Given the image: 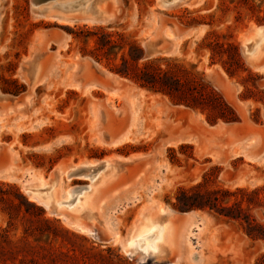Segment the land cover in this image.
Instances as JSON below:
<instances>
[{"label": "rangeland", "instance_id": "1", "mask_svg": "<svg viewBox=\"0 0 264 264\" xmlns=\"http://www.w3.org/2000/svg\"><path fill=\"white\" fill-rule=\"evenodd\" d=\"M33 1L0 0V193H9L20 206L5 187L15 185L33 204L21 205L12 226L0 205V230H8L13 239L26 236L31 244L25 251L23 244L0 249V264H49L48 256L61 262L55 264H83L85 258L95 264H125L115 256L109 263L92 255L108 249L129 264H264V241L249 238L238 222L209 210L180 212L172 206L178 188L201 182L213 169L207 187L246 189L248 194H237L230 203L242 196L260 199L249 206L245 200L242 207L264 224V106L241 99V79L247 73L230 77L220 63L212 64L204 40L214 30L221 34L218 40L236 42L246 68L260 76L256 88L264 90V46L256 55L258 68L244 53L246 38L264 26L257 21L264 0H252L253 11L235 4L240 0H223L229 6L224 14L218 10L220 0H181L169 8L158 6L157 0H102L100 5L113 8L115 17L98 24L39 15ZM79 1L74 8L83 4ZM83 26L124 33L144 51L167 29L189 30L172 41L170 55L157 57H173L199 74L234 107L240 122L211 125L200 111L175 106L114 74L110 69L120 62L121 52L111 59L82 55L83 47L93 49L94 37L83 45L71 32ZM31 62L43 78L34 86L28 82ZM93 82L97 85L86 88ZM101 161L116 165V175L95 185L92 178L102 171ZM82 163L99 166L68 179V167ZM32 184H50L45 193L53 190L57 200L64 196L68 203L62 205L68 210L58 211L60 217L51 214L25 191ZM87 185L96 189L88 205L77 211L71 201L85 189L64 194ZM40 212L50 224L37 222ZM166 220L168 239L164 252L157 254L152 234ZM82 222L91 231L78 230ZM148 223L153 224L142 232ZM138 242L148 244L147 252Z\"/></svg>", "mask_w": 264, "mask_h": 264}, {"label": "trees", "instance_id": "2", "mask_svg": "<svg viewBox=\"0 0 264 264\" xmlns=\"http://www.w3.org/2000/svg\"><path fill=\"white\" fill-rule=\"evenodd\" d=\"M235 4H243L252 11L256 8L252 0H240L235 2ZM261 7L262 3L257 6L260 9ZM218 10L224 14L229 10V6L223 0H220ZM259 12H262L263 15L257 16V21L264 22V8ZM208 17H213V14H209ZM239 18L240 13L238 12V16L235 19L238 20ZM192 21L196 22V19ZM188 24L190 25V23ZM71 34L74 40L80 41L83 45H86L89 39L94 37L93 49L88 50L83 47L81 49L82 55H90L95 59H100L101 57L111 59L121 52L120 62L113 64L110 69L111 72L133 82L142 89L168 98L175 106L200 111L205 115L209 124L216 125L219 122L235 124L240 122V117L234 107L199 74H196L181 61L173 57L145 59V51L137 40L128 38L124 33L109 32L102 26L93 28L87 26L76 27ZM220 36V33L211 30L204 38L208 42L211 63H220L230 77L247 73L241 79L244 88L240 95L241 99L253 100L264 106V90L256 88V80L260 76L246 68L240 54L239 45L232 40L220 41L218 40ZM211 37L216 39L212 40ZM125 46H127V50L123 51ZM256 113H259V108L256 109ZM212 173L213 169L205 173L202 181L193 186L178 188L174 197L175 201L172 203L173 208L180 212L194 210L212 211L220 217L238 222L249 238L264 241V224L256 221L247 211L248 207H242V202L245 200L249 206L260 203V199L252 201L242 196L239 201L235 199L230 203L231 198L237 196V194H248L247 190L238 188L232 192L222 187L208 188L207 185ZM5 187L10 194H13L19 200L20 204V206L15 204L9 193H0L1 208L9 217V226H12V222L18 217L21 205L28 207L33 204L28 201L17 186L8 184ZM253 193L258 194L257 191H253ZM26 212H28L27 209ZM38 216L37 222L51 223L50 219L45 218L43 212H40ZM19 244L24 245V251L31 247L26 236L21 239H13L9 236L8 230H0V249L16 248ZM92 255L94 258L96 257L109 263L113 262V257L115 256L119 261L129 264L119 255H114L111 249H108L107 253L97 252ZM48 258L49 264L60 262L55 258L49 256ZM83 264L95 263L85 258L83 259Z\"/></svg>", "mask_w": 264, "mask_h": 264}, {"label": "bare ground", "instance_id": "3", "mask_svg": "<svg viewBox=\"0 0 264 264\" xmlns=\"http://www.w3.org/2000/svg\"><path fill=\"white\" fill-rule=\"evenodd\" d=\"M78 1L79 0H49V1H44V2L38 3L35 0V1H33V6H34L33 8H34L35 12L39 15L54 18V19H57L60 22H64V23H74L75 21H86L88 23H97L98 24V23L109 22L112 19H114V17H115V11L113 8L105 9L104 6L100 5V2L102 0H93V1L92 0H82L83 4L77 5V7L74 8L73 5ZM179 1H181V0H161V1L157 0V4H158V6H160L162 8H169V7L178 5ZM190 2L194 3V0H190ZM165 32H168L170 34V37L168 34H165ZM189 33H190L189 30H186V31H177L176 30V32H175L172 29H167L164 31L163 38L161 37L162 39L160 38V40H166V41L172 42V41H174V39H176V40L182 39L184 35H189ZM263 35H264V26H261L258 29H253L252 33L246 38V42L244 45V53L248 57V63L253 68L259 67L257 65V62L259 61L260 56L257 57L256 55L259 54L263 50L262 47L264 46V42L263 43L259 42L260 38ZM156 41H158V40H156ZM151 42H155V40H153ZM171 51H172V47L169 49V51H166L165 53H163V52L159 53V54L155 55L153 58H155L159 55H170L172 53ZM27 71H28V75H29L30 81L28 80V82H29L30 86H34L35 83H40L43 81V78L39 77V70L33 62H31L30 66H28ZM98 83L105 86L104 82L100 81ZM96 85H97V82L96 83H94V82L89 83L86 85V88H92ZM106 86H108V85H106ZM112 140H116V139L112 138ZM116 143H118V141H116L114 144H116ZM99 164H102L103 168L100 167L102 169V171L99 172L94 178H92L93 179L92 183H94L95 185H101L105 181L113 179L114 176L116 175V170H117L116 165H106L107 162H102V161ZM97 166H99V165H87V164L82 163L80 165L75 166V168L68 167L69 169L66 172V176L68 179H72L74 176H76L75 174H72V173L76 172L77 170L84 169V171H87V170L95 169ZM55 171L58 172V169H56ZM57 172H55V174ZM53 174H54V172H53ZM85 174H87V173H85ZM53 180L57 181L58 180L57 176L55 178L51 179L50 182ZM54 184H56V183H54ZM49 187H50V184L45 185V186L32 184V185L26 186L25 191L28 193L30 198H32L33 200H36L37 202L48 207L51 214H58L57 216L60 217L58 211L63 210V209L68 210V208H65L62 205L64 203H68V201H64L62 199V198H64V196H62L61 199H58V200L55 199V197L52 194L53 190H52V192H50V194L48 193V195H47L45 193V191ZM56 188H58L56 190V193L57 192L60 193L61 192L60 182L57 183ZM81 189H85V193L84 194L83 193L78 194L71 201V203H73L72 207L75 204H77L76 205L77 211L84 209L88 205V200H89L91 194L93 193L94 189H96V186L87 185L84 187L74 188L71 190H67L64 194V195H69V194L73 195V193L75 191H79ZM165 214H168V213H165ZM186 214L188 215V213H186ZM168 215H170V213ZM189 218H191V215L187 216V219H189ZM161 222H163V223H161L160 227L158 228V231H154V234H152L153 239L151 240V242H153V250L157 254H162L164 252L165 244H166L167 239H168L167 238L168 237V222H167V220L161 221ZM152 224L148 223L147 227L143 226L141 228V231L142 232L148 231L145 229H147ZM76 228L78 230L84 231V232L91 231L90 226L88 224H86L85 222L79 223V225H76ZM138 244H139L142 251L147 252L148 244H146V243L141 244L140 242H138ZM129 246L131 247L130 243H129ZM131 248H133V247H131Z\"/></svg>", "mask_w": 264, "mask_h": 264}, {"label": "water", "instance_id": "4", "mask_svg": "<svg viewBox=\"0 0 264 264\" xmlns=\"http://www.w3.org/2000/svg\"><path fill=\"white\" fill-rule=\"evenodd\" d=\"M36 1L38 3H40V2L49 1V0H36ZM31 3H32V0H31ZM172 45H173V43L171 41H166V40H158L155 42L150 41L146 44L144 58L145 59H152L155 55H157L159 53H162V52L165 53L166 51H169V49L172 47ZM83 171H84V169H79L72 174L79 176V175H81V173ZM149 262H151V260H149L148 262H145V263H141V264H147Z\"/></svg>", "mask_w": 264, "mask_h": 264}, {"label": "crops", "instance_id": "5", "mask_svg": "<svg viewBox=\"0 0 264 264\" xmlns=\"http://www.w3.org/2000/svg\"><path fill=\"white\" fill-rule=\"evenodd\" d=\"M104 188H105V187H103V188L101 189V191H100V192H102V191L104 190ZM99 194H100V193H99ZM120 201L122 202V201H123V199H121Z\"/></svg>", "mask_w": 264, "mask_h": 264}]
</instances>
